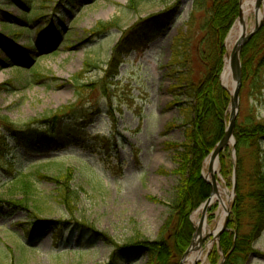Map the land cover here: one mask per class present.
Instances as JSON below:
<instances>
[{"label": "rangeland", "instance_id": "rangeland-1", "mask_svg": "<svg viewBox=\"0 0 264 264\" xmlns=\"http://www.w3.org/2000/svg\"><path fill=\"white\" fill-rule=\"evenodd\" d=\"M58 1L26 0L32 5V13L25 18L27 23H19V28L30 31L14 40L3 23L14 25V19L24 18L22 11L29 10L0 0V114L24 125L75 103V86L83 82L89 86L87 91H93L84 108L92 116L89 123L86 120L85 129L81 119H66V129L54 139L44 128L23 132L19 137L26 148L11 141L14 150L7 161L13 170H0V264H105L111 248L102 238L95 242L87 237L78 240L77 229L89 224L119 244L137 232L154 240L168 215L167 204L178 183L174 176L160 174L162 169L170 172L177 167L174 152L165 149V144H180L184 133L180 112L170 108L173 97L169 91L175 80L170 76L169 64L174 39L187 29L193 15L194 0H144L137 4L133 0H78L75 5L62 1L56 12ZM172 8L176 9L175 15L168 26L157 22L161 13ZM261 10L264 15V2ZM46 21L54 22L59 31L47 28L43 42L36 29L44 27ZM109 22L116 25L109 30L99 28L100 23ZM200 23L198 15L197 25ZM139 24L140 31L129 37L121 55L115 56L114 50L126 32ZM69 30L70 35L65 37ZM229 33L224 42L225 56ZM18 47L27 52L36 50L35 54L29 52L33 56L31 66L22 69ZM4 59L14 66L5 67ZM128 97L134 102L132 107ZM241 97L240 115L244 118L253 100L249 91H243ZM257 116L264 119V98ZM227 148L225 159L235 162L236 152L232 146ZM249 154L250 151L243 152L248 170L252 165ZM206 160L203 177L207 181ZM66 168L72 169L70 187L78 198L74 218L55 200L53 184L32 177L34 190L30 193L26 185L15 182L18 177L27 182L23 176L35 170L56 175ZM220 171L221 162L218 183L227 190L232 206L236 176L225 179ZM230 181L233 187L227 185ZM216 204L213 213L212 206L206 211L209 226L217 218ZM199 208L191 216L192 224L198 223ZM36 216L48 223L62 224L43 233ZM203 216L200 214L199 219L203 220ZM31 230V235L26 233ZM196 234L195 229L193 240ZM215 247L221 264L225 257L219 237L206 251L205 261L194 264H210ZM255 251L260 255H252L248 264H264V234ZM143 263L141 260L137 264Z\"/></svg>", "mask_w": 264, "mask_h": 264}, {"label": "trees", "instance_id": "trees-1", "mask_svg": "<svg viewBox=\"0 0 264 264\" xmlns=\"http://www.w3.org/2000/svg\"><path fill=\"white\" fill-rule=\"evenodd\" d=\"M8 6L20 5L24 18H15L14 25L3 23L7 32L16 40L22 34L29 32V28H19V23L25 24L32 13V5L26 0H8ZM63 3L76 4L78 0H59L55 5V11ZM144 0H133V4ZM26 2V3H25ZM240 0H194L193 15L187 23V29L181 30L174 39L172 59L169 64L170 76L175 84L170 87L173 101L170 108H177L181 115L182 128L184 129L183 140L175 145L166 143L165 149L174 152V160L177 167L172 171L160 170V174L174 176L178 183L174 188L171 201H169L168 215L160 228L156 239L150 240L137 232L133 237L119 244L107 234L99 233L89 224L82 225L78 230V240L89 238L95 242L102 241L111 248L110 257L105 264H181L182 258L190 247L195 228L191 222L193 212L205 203L211 194V187L203 177V163L214 151L217 144L223 139L228 123V107L231 103L229 93L223 89L220 76L224 68L225 47L224 42L227 34L239 17ZM30 8V9H29ZM175 8L161 13V22L168 26L175 15ZM198 15L202 23L197 25ZM10 17V16H9ZM41 18H45L42 16ZM62 15L59 17L62 23ZM63 24V23H62ZM61 24V25H62ZM116 25L115 22L100 23L99 28L109 30ZM57 33L59 27L54 22L46 21L45 26L38 27L37 33L46 39L45 30ZM141 24L126 32L122 41L114 50L115 56L119 57L123 48L129 42V37L140 31ZM69 30L65 37L70 35ZM146 39L142 40L145 41ZM9 44V41H6ZM53 47V45H52ZM18 47L20 55L18 63L22 69L31 66L36 50ZM1 60V59H0ZM5 67H13L4 59ZM242 88L249 91V97L253 105L242 118L239 114L235 127L236 160H226V148L220 157L221 174L225 179L235 174V200L232 204L231 215L227 230L219 235L220 246L223 251L225 262L223 264H248L252 255H260L255 251V245L264 234V119L257 116L258 105L264 98V21L261 29L244 47L242 56ZM18 68V67H16ZM110 73V72H109ZM87 83H78L75 91L76 101L58 108L56 111L35 118L24 125H17L9 117L0 114V170L12 171V164L7 161L14 148L13 143L26 148L19 135L26 131H35V128H44L51 139L61 134L66 129L65 120L77 117L84 121L88 115L84 109L90 103L93 91H87ZM242 98V97H241ZM130 106L134 105L132 98L128 97ZM241 112V111H240ZM1 113V112H0ZM10 137V139H9ZM30 137V136H29ZM109 146L107 145V148ZM28 149V148H27ZM250 151L252 165L247 169L243 158V152ZM72 170V169H71ZM69 168L56 175H49L41 170H35L30 175H24L21 179H15L16 185H26L30 193L34 190L30 179L33 177L40 182H49L55 189V200L69 212L74 218L77 212V195L71 190L70 182L72 173ZM228 186H234L232 181ZM27 188V189H28ZM152 201L158 202L155 198ZM212 206L211 212L217 209ZM214 216H212L213 218ZM36 223L45 233L53 225L36 216ZM90 229H87L89 228ZM61 232V228L57 227ZM87 230V231H86ZM31 231H26L31 235ZM57 242V246H58ZM221 256L217 247L213 249L209 257L210 264H219Z\"/></svg>", "mask_w": 264, "mask_h": 264}, {"label": "water", "instance_id": "water-1", "mask_svg": "<svg viewBox=\"0 0 264 264\" xmlns=\"http://www.w3.org/2000/svg\"><path fill=\"white\" fill-rule=\"evenodd\" d=\"M239 4H240L239 18H238L237 22L235 23V25L233 26V28L231 29V31L228 35V41H229L233 31L235 30L237 24L241 25V30H240L239 36L235 42V45L232 49L231 56L228 55V52L225 56V66L223 68V71H222V74L220 77V82H221L222 87L225 90H227L222 84V76L224 75V71H225L226 66H227V61L229 60L230 63L233 65L234 71H235L234 94H231L227 90L230 97H231V105H230L231 112H230L229 121L227 123L226 131H225V135H224L223 139L217 144L214 151L211 153L209 158L206 160V162H208V161L210 162L209 179L206 182L211 187V194H210V198L200 206L199 210L208 209L212 205V200H213L214 196L217 194V190H218L217 168H218V166H220V157H221L222 152L228 146H232L233 150L235 151V146H236L235 127H236L238 117L240 114V103H241V97H240L241 87H242L241 56H242V52H243L244 47L254 37V35L261 29V27L263 25V21H264V15H262V19H261L260 24L255 29L251 30L247 24V20L245 19L244 8L246 6L245 5L246 0H240ZM230 144H232V145H230ZM234 183H236L235 179H234ZM231 209H232V206H230V204H229L227 207V215H226L225 222H224L223 226L220 228V230L217 231L218 237H219L220 233L222 231L226 230V228L228 226L229 218L231 215ZM193 224H194L195 229L198 232L197 225L194 222H193ZM213 235L214 234H211V235H209L205 238H202L201 240H198V241H195V237H194V240H193L191 246L189 247V249L186 251L185 255L183 256L181 264H186V261L189 258V256L191 255V253L195 249L200 247L209 237H211ZM224 262H225V258L223 259L221 264H223Z\"/></svg>", "mask_w": 264, "mask_h": 264}, {"label": "bare ground", "instance_id": "bare-ground-1", "mask_svg": "<svg viewBox=\"0 0 264 264\" xmlns=\"http://www.w3.org/2000/svg\"><path fill=\"white\" fill-rule=\"evenodd\" d=\"M264 2V0H246V6L244 8L245 13V19L247 20L248 26L251 30L255 29L261 22L262 19V10L261 5ZM241 30V25L237 24L235 30L233 31L228 44H227V52L228 55L231 56L232 49L235 45V42L239 36ZM234 79H235V71L233 65L230 63V61H227V66L224 71V75L222 76V84L223 86L231 93L234 94ZM232 145V144H230ZM206 166L209 167V161L206 163ZM208 172V171H207ZM217 172L219 173V166L217 168ZM209 179V175H206ZM231 197L227 194V190L220 186L218 183V190L217 194L214 196L212 200V205H215L216 203L219 204V208L217 211V218L212 226L207 225L206 221V210H201L199 213L196 214V222L198 232L195 236V241L201 240L202 238H205L211 234H214L213 236L209 237L200 247L195 249L189 258L186 261V264H194L197 261H205L206 251H210L215 243L218 241V235L217 231L220 230V228L223 226L226 215H227V207L229 205V201ZM217 205V204H216ZM204 214L203 220L199 219V215Z\"/></svg>", "mask_w": 264, "mask_h": 264}]
</instances>
